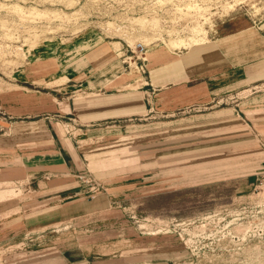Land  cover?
I'll use <instances>...</instances> for the list:
<instances>
[{
  "label": "crops",
  "instance_id": "0c3cea01",
  "mask_svg": "<svg viewBox=\"0 0 264 264\" xmlns=\"http://www.w3.org/2000/svg\"><path fill=\"white\" fill-rule=\"evenodd\" d=\"M218 25L200 46L150 49L144 74L123 45L121 56L90 40L29 55L0 93L10 118L1 123L0 177L28 194L0 219L3 264H174L184 253L178 236L133 228L128 204L185 184L167 177L195 168L211 178L239 174L234 188L252 189L264 168V94L240 113L214 110L172 125L175 114L264 82V25ZM152 112L171 125L141 134L135 123ZM65 224L70 229H58Z\"/></svg>",
  "mask_w": 264,
  "mask_h": 264
},
{
  "label": "rangeland",
  "instance_id": "374dc122",
  "mask_svg": "<svg viewBox=\"0 0 264 264\" xmlns=\"http://www.w3.org/2000/svg\"><path fill=\"white\" fill-rule=\"evenodd\" d=\"M0 3V93L11 86L14 73L23 69L29 55L39 48L41 56L46 53L53 56L68 52L72 44L90 40L112 47L120 56L122 45L133 48L137 42L158 44L177 52L185 47L171 49L167 43L193 37L192 28L206 32L210 40L217 27L222 26L218 25L220 22L242 20L264 25V0H0ZM192 3L201 9L177 11ZM137 18L149 24L142 26L135 21ZM151 23L156 25L153 29L148 26ZM133 71L135 77H140ZM263 94L264 82L235 88L211 105L175 114L172 125L197 123L209 118L208 113L214 110L223 114L245 111L250 98ZM146 119L135 123L141 134L164 130L171 125L165 121L173 120L155 112ZM1 123L3 119L0 135L6 130ZM128 124L132 123H125ZM259 173L252 189L245 191L234 188L239 174L211 178L210 174H198L195 168L181 176L167 177L169 181L188 178L185 184L163 187L155 196L131 202L126 211L132 227L144 233L159 232L162 236L177 225L175 231L180 235H174L178 236L184 253L174 256V264H264V168ZM5 182L0 177V188L9 186L15 191L0 200V219L19 210L28 197L21 182ZM233 201L236 205L227 207ZM220 209L231 210L230 216L234 214L235 220L229 223L227 213L206 219ZM248 226V232L244 231ZM70 227L65 224L58 229L65 231ZM4 255L0 249V264Z\"/></svg>",
  "mask_w": 264,
  "mask_h": 264
},
{
  "label": "built area",
  "instance_id": "2783aa9c",
  "mask_svg": "<svg viewBox=\"0 0 264 264\" xmlns=\"http://www.w3.org/2000/svg\"><path fill=\"white\" fill-rule=\"evenodd\" d=\"M177 11H179V12H182V11H186V7L185 8H178L177 9ZM157 46H159L158 44L157 45H154V46H148V45H145V44H143V43H141V42H137V43H135L134 44V47L133 48H131L130 46H128V45H126V47L123 49L124 50V53H125V55H127V57H128V59H131L132 60V62H133V64L137 67V69H138V71L140 72V73H142V74H144L145 72H146V68H145V64H146V56H147V54H148V52H149V50L150 49H152V48H154V47H157ZM166 47V46H165ZM183 49H185V48H183ZM177 52H180V51H177ZM0 119L2 120H4V122H7V121H9L10 120V118H9V116L8 115H6L5 114V112L4 111H2V109L0 108ZM254 190H256V189H254ZM247 203V202H246ZM245 203V204H246ZM236 205V201H233V202H231L227 207H234ZM221 207H226V206H221ZM245 209V208H244ZM220 210H222V211H219V213H214V214H211V215H207L206 216V219H208V218H212V220L214 219V218H217V217H219V216H221V214L220 213H227V214H229V216H230V211H228L227 209H220ZM246 210V209H245ZM234 216V214H232L231 216H230V219H229V223L231 222V221H233V220H235V217H233ZM229 218V217H228ZM221 219V218H220ZM218 220V219H217ZM221 221H226V218L224 219H221ZM206 222V221H205ZM231 225V224H230ZM176 226L177 225H175L173 228L174 229H172V230H170V232L169 233H175V234H178V235H180L179 233H177L175 230H176ZM248 229H250V227L248 226V227H246V228H244L243 230L244 231H246V232H248ZM183 232V231H182ZM186 234V233H185ZM184 237V236H183Z\"/></svg>",
  "mask_w": 264,
  "mask_h": 264
},
{
  "label": "bare ground",
  "instance_id": "6f19581e",
  "mask_svg": "<svg viewBox=\"0 0 264 264\" xmlns=\"http://www.w3.org/2000/svg\"><path fill=\"white\" fill-rule=\"evenodd\" d=\"M1 4V3H0ZM190 4V3H189ZM14 5V4H13ZM18 6V5H17ZM186 6V9L187 10H191V9H196V10H199L201 8L198 7V4L196 5L195 3L191 4V5H185ZM16 7V6H15ZM20 7V6H19ZM14 8V7H13ZM18 8V7H17ZM12 10V9H11ZM18 10V9H17ZM20 10V9H19ZM21 11V10H20ZM22 12V11H21ZM40 13V12H39ZM133 22H137L139 23L140 25L142 26H145V23L146 20L142 19V18H137L135 19H132ZM132 22V23H133ZM156 23V22H155ZM149 24V23H147ZM150 27H152V29L154 28V26L156 25H153L151 23V25H148ZM151 29V28H150ZM191 33L193 34V37H189V38H181V39H174V40H171L169 42V44L167 43L168 47H170L171 49H178V48H181V47H193V46H196V45H199V44H202L204 42L207 41L208 37H207V34L206 32H201L200 29L198 28H192L191 30ZM12 35V34H11ZM10 36V35H8ZM14 36V35H13ZM11 37V36H10ZM6 184V182L4 183ZM15 190H13V188H10L9 186H3L0 188V200H4L6 196L10 195V194H13ZM142 225V224H141ZM143 227V225L141 226ZM167 233H169L170 231H166ZM155 233H159V232H155ZM185 264V263H184Z\"/></svg>",
  "mask_w": 264,
  "mask_h": 264
}]
</instances>
